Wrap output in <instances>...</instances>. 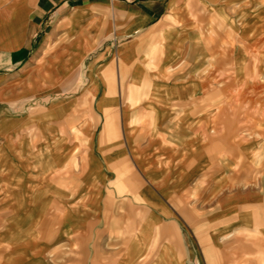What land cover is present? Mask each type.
Masks as SVG:
<instances>
[{
	"label": "crops",
	"instance_id": "crops-1",
	"mask_svg": "<svg viewBox=\"0 0 264 264\" xmlns=\"http://www.w3.org/2000/svg\"><path fill=\"white\" fill-rule=\"evenodd\" d=\"M259 27L264 0H0V264H264Z\"/></svg>",
	"mask_w": 264,
	"mask_h": 264
},
{
	"label": "rangeland",
	"instance_id": "rangeland-1",
	"mask_svg": "<svg viewBox=\"0 0 264 264\" xmlns=\"http://www.w3.org/2000/svg\"><path fill=\"white\" fill-rule=\"evenodd\" d=\"M259 31H255V41L256 44L253 46H246L247 52H256L257 63L261 62L262 64H257V74H258V90L259 96L264 95V31H260V27L257 28ZM252 62H250V67H253ZM261 103V101H259ZM260 115H264L263 112H260Z\"/></svg>",
	"mask_w": 264,
	"mask_h": 264
}]
</instances>
